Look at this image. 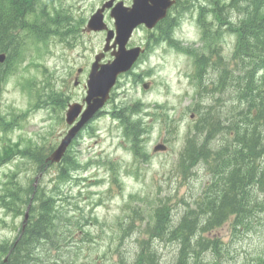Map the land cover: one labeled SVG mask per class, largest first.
I'll return each instance as SVG.
<instances>
[{"label": "rangeland", "instance_id": "374dc122", "mask_svg": "<svg viewBox=\"0 0 264 264\" xmlns=\"http://www.w3.org/2000/svg\"><path fill=\"white\" fill-rule=\"evenodd\" d=\"M101 1L18 2L26 8L18 29L21 42L15 58L4 66L0 97V196L6 198L17 187L26 191L16 199L22 205L20 212H15L14 203L12 210H6L0 202V244L13 242L21 231L27 206L22 200L32 196L38 174L36 157L55 147L67 131L68 102H81L86 95L87 75L94 54L104 44L105 31L84 27ZM227 1L180 0L153 36L144 27L134 31L128 46L140 44L144 53L118 77L102 111L72 142L61 165L51 166L37 183L36 198L46 199L55 179L61 180L59 169L69 170L71 179L57 199L63 197L60 204L72 218L54 222L55 230L59 226L65 231L60 235L63 239L56 240L61 241L59 248L50 246L54 233L33 252L31 264L132 263L140 252L138 241L145 243L155 236L150 232L154 203L164 201L174 223L185 202L194 205L209 174L202 157L191 173L181 168L180 151L202 110L224 108L216 101L219 92L212 90L218 75L214 63L200 75L202 64L196 61L205 55L217 62L219 53L232 62L238 33L224 28L223 16L215 18ZM104 14L113 28V19L107 11ZM78 67L83 73L74 85ZM137 116L145 127L142 139L133 135L137 124L129 123ZM160 142L167 149L153 152ZM33 205L30 220L38 202ZM58 213L63 219L64 212L58 209ZM259 216L251 219L248 230L245 225L234 227L232 217L216 228L219 240L225 242L223 249L205 251L200 264H248L250 260L264 264V213ZM152 247L157 264H176L178 242L156 238ZM1 255L5 262L7 253Z\"/></svg>", "mask_w": 264, "mask_h": 264}, {"label": "trees", "instance_id": "16d2710c", "mask_svg": "<svg viewBox=\"0 0 264 264\" xmlns=\"http://www.w3.org/2000/svg\"><path fill=\"white\" fill-rule=\"evenodd\" d=\"M18 2L0 0V52L6 55L4 62H0V97L4 66L15 58L21 42L18 29L26 8ZM219 8L222 12L216 10L215 18L219 20L223 16L224 28H234L238 33L232 62L219 53L217 62L205 55H200L197 61L202 64L198 69L200 75L207 65L214 63L218 75L212 82V90L219 92L216 101L224 103V108L220 111V106H209V109L202 110L193 123V134L187 133L180 151V167L184 166L191 173L192 165L202 157L209 180L194 199V205L185 202V208L175 223L164 201L154 203L151 214L154 222L150 232H155V236L145 243L138 241L140 252H137L136 260L122 264H157L152 247L156 238L178 242L176 264H200L205 251L223 249L225 242L219 240L214 231L216 228L232 217L234 227L245 225L248 230L252 226L251 219L260 218L259 213H264V0H228ZM128 114L136 115L135 112ZM129 123L137 124L133 135L142 139L145 127L140 124V118L134 117ZM44 158L45 155L36 157L39 167L45 166ZM62 170L57 173L61 180L55 179L46 199L34 196L38 205L33 220H28L15 242L0 244V254L5 256L7 253L6 263L1 255L0 264H30L32 253L42 248L54 233V243L52 239L49 245L59 248L61 241L56 240L63 239L60 235L65 231L59 230V226L55 230L54 222L72 218L60 204L63 197L57 199L62 186L71 179L70 171ZM19 188L11 189L6 198L0 196L2 208L12 210L14 203L15 212H20L22 205L16 199L25 193L26 188ZM191 198L193 200L194 196ZM22 201L23 205H28L29 198ZM34 207H30V214ZM58 209L64 212L63 219ZM129 213L126 216L132 220ZM246 263L254 264L253 260Z\"/></svg>", "mask_w": 264, "mask_h": 264}, {"label": "water", "instance_id": "95a60500", "mask_svg": "<svg viewBox=\"0 0 264 264\" xmlns=\"http://www.w3.org/2000/svg\"><path fill=\"white\" fill-rule=\"evenodd\" d=\"M111 2L112 0L103 4L100 9L90 16L87 22V30H107L105 45L103 51L95 55L88 74L86 81L87 91L84 98L85 109L82 108L83 105L79 102L68 104L65 112V121L70 127L57 147L47 157L50 162H59L61 160L68 145L80 129L104 105L117 76L130 69L138 58L142 51L139 46L126 47L132 31L140 24H144L149 29L152 28L166 15V10L172 3L171 0H133L131 7H125L119 2L113 6L110 12V16L114 19V29L108 30L103 21V11L105 7H110ZM113 37L114 41L110 45V40ZM111 48L113 49L111 51L113 59L106 63H100V60L104 57V52ZM4 58L5 54L0 53V61H3ZM79 71L80 69H78ZM165 149L166 146L163 143H158L153 147L154 151ZM27 215L28 213L26 212L25 220Z\"/></svg>", "mask_w": 264, "mask_h": 264}, {"label": "flooded vegetation", "instance_id": "af4514ba", "mask_svg": "<svg viewBox=\"0 0 264 264\" xmlns=\"http://www.w3.org/2000/svg\"><path fill=\"white\" fill-rule=\"evenodd\" d=\"M106 1H107V0H103V1H101V4L104 3V2H106ZM171 1H172V5H171L170 8L167 10L166 16L158 22V24L156 25V29H158L160 26H162V25L165 23L166 19L169 17L170 12H171L174 8H176V7L179 5V3H180V0H171ZM119 2H120L123 6H130L132 0H115V1L113 2V4H115V3H119ZM97 8H98V7H97ZM106 11H108V10L105 9L104 12H106ZM156 29H155V30H156ZM150 34L153 35L152 32H151ZM81 69H82V67H81ZM82 73H83V72H82ZM82 73H80V74H82ZM78 81H79V80H78Z\"/></svg>", "mask_w": 264, "mask_h": 264}, {"label": "bare ground", "instance_id": "6f19581e", "mask_svg": "<svg viewBox=\"0 0 264 264\" xmlns=\"http://www.w3.org/2000/svg\"><path fill=\"white\" fill-rule=\"evenodd\" d=\"M32 256H33V253H32ZM31 260H32V258H30ZM31 260H29V262L31 261ZM31 264V263H30Z\"/></svg>", "mask_w": 264, "mask_h": 264}]
</instances>
